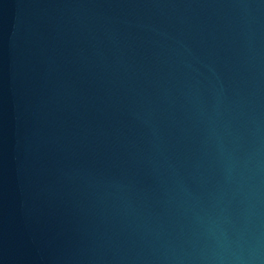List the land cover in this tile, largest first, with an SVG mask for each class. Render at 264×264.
Here are the masks:
<instances>
[{
  "label": "water",
  "instance_id": "obj_1",
  "mask_svg": "<svg viewBox=\"0 0 264 264\" xmlns=\"http://www.w3.org/2000/svg\"><path fill=\"white\" fill-rule=\"evenodd\" d=\"M0 264H264V0H0Z\"/></svg>",
  "mask_w": 264,
  "mask_h": 264
}]
</instances>
